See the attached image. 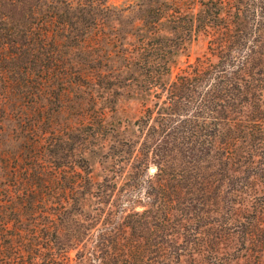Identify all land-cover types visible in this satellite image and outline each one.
<instances>
[{
	"label": "rangeland",
	"instance_id": "rangeland-1",
	"mask_svg": "<svg viewBox=\"0 0 264 264\" xmlns=\"http://www.w3.org/2000/svg\"><path fill=\"white\" fill-rule=\"evenodd\" d=\"M176 6L177 19L171 14ZM201 7L200 0H0V218L14 220L16 208L30 222L24 205L39 210L62 203L74 184L81 201L71 198L59 223L84 231L81 223L97 204L92 191L108 175L103 207L112 202L128 213L149 206L144 179L159 180L161 157L151 151L158 135L149 137L153 133L134 122L159 98L147 85L153 73L142 47L171 46L163 79L174 78L209 52L208 36L185 28L189 13ZM234 172L209 176L221 185L211 193L219 202L198 208L196 219L178 216L173 231L155 226L157 234L149 223L129 227L125 238L160 240L168 251L147 250L146 262L124 264H264V234L245 239L244 225L233 230L226 223L239 214L234 188L246 180ZM138 174L142 183L133 187L131 175ZM103 223L97 220L96 227ZM62 238L72 256L88 243H74L67 233Z\"/></svg>",
	"mask_w": 264,
	"mask_h": 264
},
{
	"label": "trees",
	"instance_id": "trees-1",
	"mask_svg": "<svg viewBox=\"0 0 264 264\" xmlns=\"http://www.w3.org/2000/svg\"><path fill=\"white\" fill-rule=\"evenodd\" d=\"M200 2L202 7L189 13L185 28L207 35L209 52L197 56L174 78L164 81L163 75L170 71L166 55L174 50L158 43L142 47L149 54L145 67L153 73L147 79V85L159 98L134 122L140 129L146 128V133L150 130L154 134L149 137L158 135L151 151L154 156L161 157L158 172H155L159 180L154 182L153 176H149L148 183L144 179L149 188L145 192L149 206L128 213L111 207L112 202L107 208L103 207L105 200L101 198L108 194L112 180L108 175L105 176L107 182H99L97 189L92 191L97 204L92 207L95 213L86 212L89 213L86 214L88 222L81 223L85 230H67L59 221L65 218L68 203L72 204L71 198L81 201V197L76 196L81 188L72 184L62 201H58L62 203L39 210L33 205H24L30 207V222H25L16 208L11 209L14 220L0 218V264H124L132 258L146 262L147 250L162 255L168 248L160 244V240L152 242L150 237L146 240L125 238L127 229H137L138 225L149 223L150 233L154 234L155 226H159L157 230L173 231L179 223L178 216L186 220L196 219L198 208L219 202L211 193L215 187L220 190L221 185L217 186L209 176L231 171L235 174L243 172L246 180L234 188L233 202L239 204V214L226 223L233 230L244 225L245 239L262 237L264 167L260 162L264 163V0ZM177 7L180 6L171 13L175 19L180 11ZM156 10L163 13L164 9L158 6ZM126 159V156L120 157L121 161ZM144 162L135 165L138 170ZM132 177L133 187L142 183L139 174ZM77 183L80 184L78 180ZM259 196L262 199H258ZM178 202L181 206L177 205ZM80 217L82 220L84 214ZM99 219L104 223L96 227ZM124 222L127 226L121 228ZM78 231L86 236L80 237ZM64 233L74 243L79 244L84 239L88 243L72 256L69 244L62 238Z\"/></svg>",
	"mask_w": 264,
	"mask_h": 264
}]
</instances>
